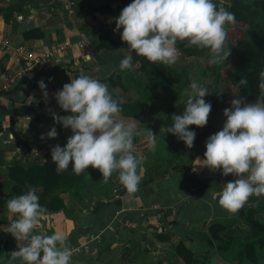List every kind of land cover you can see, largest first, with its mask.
Instances as JSON below:
<instances>
[{
    "label": "crops",
    "instance_id": "0c3cea01",
    "mask_svg": "<svg viewBox=\"0 0 264 264\" xmlns=\"http://www.w3.org/2000/svg\"><path fill=\"white\" fill-rule=\"evenodd\" d=\"M232 1L214 3L229 10ZM124 8L120 0H0V40L11 46L0 44V264H8L9 254L19 250L15 238L4 231L13 219L6 209L7 200L15 197L10 167L43 163L48 151L72 135L52 118L53 112L70 115L53 94L83 72L106 83L114 97H123L108 79L119 73L122 51L128 47L121 40L122 30L115 31V18ZM19 44L45 57L31 72L22 73L16 61L13 47ZM20 72L4 89V74ZM41 80L47 100L39 88ZM53 126L58 138L48 139ZM137 151L141 182L136 192L128 193L116 172L107 183L88 177L78 198L60 194L64 209L46 212L36 232L66 235L74 250L71 264H264V249L251 262L242 248L262 233L240 212L229 215L214 200L222 185L235 177H225L222 171L215 176L199 167L196 160L204 159L206 145L183 164L159 162L156 150L148 155ZM253 219L263 222L264 211ZM217 227L220 231L213 237ZM185 256H191L190 263Z\"/></svg>",
    "mask_w": 264,
    "mask_h": 264
},
{
    "label": "clouds",
    "instance_id": "9594fccd",
    "mask_svg": "<svg viewBox=\"0 0 264 264\" xmlns=\"http://www.w3.org/2000/svg\"><path fill=\"white\" fill-rule=\"evenodd\" d=\"M235 19L234 13L218 8L214 0H133L115 18V31L122 30L121 40L127 44L129 53L120 61L119 68L132 70V53L153 65L173 66L179 58L178 44L209 49L211 64L225 63L231 55V49L225 47L226 25L234 24ZM247 84V78L242 77L237 87ZM258 87L264 97V71L259 73ZM39 88L47 100L49 93L43 80ZM209 94L207 87L190 82L183 113L171 116L167 133L183 141L189 149L196 138L190 126L204 128L208 123L212 105L205 97ZM53 95L58 106L70 113L60 116L53 112L55 124L72 132L64 147L56 145L51 150L57 175L68 171L70 164L76 176L91 166L102 173L104 183L116 172L126 191L136 192L141 182L138 174L141 158L135 154L134 138L141 133L134 123L120 119L122 108L109 86L81 72ZM224 116L227 119L222 130L206 142L204 159L196 161L199 167L213 173L222 171L225 177H235L234 181L222 185L218 194L220 207L235 215L251 197H264V102L247 103L244 97L236 95L231 107L224 110ZM147 132L150 146L154 147L156 135L149 129ZM47 138H58L55 126ZM44 139L42 135L41 140ZM25 187L23 194L6 203L13 219L4 231L15 238L19 249L9 254L8 264L17 261L19 264H71L74 250L66 235L59 231L51 235L36 232L46 209L39 202L38 189L33 185Z\"/></svg>",
    "mask_w": 264,
    "mask_h": 264
},
{
    "label": "trees",
    "instance_id": "16d2710c",
    "mask_svg": "<svg viewBox=\"0 0 264 264\" xmlns=\"http://www.w3.org/2000/svg\"><path fill=\"white\" fill-rule=\"evenodd\" d=\"M132 2L133 0H120L121 5L125 7ZM227 11L234 13L236 18L234 24L227 25L226 27L227 39L225 47L231 49V55L225 63L213 64L210 70L211 73L218 78L222 75L228 76L234 73L235 77L232 86L235 93L244 97L247 102L255 103L262 98L258 85L259 73L264 71V0H233L231 8ZM5 13H9V11H5ZM100 48L101 46L99 45L98 49ZM178 49L179 58L177 63L173 65L176 67L187 58L195 57L200 59L210 55L209 49L201 50L195 47L188 48L184 45L179 46ZM132 56L133 67H135L144 78L135 75L133 77L127 75L128 80H137L136 83L143 86L147 91L167 92L171 89L172 83L180 84L182 80L186 78L184 66L179 67L181 69L177 71L173 66L165 67L163 65H153L146 58L137 56L135 53H132ZM230 65V69H225ZM221 70L223 71L221 72ZM125 72L129 74L128 70H120L117 76L108 79L111 87L113 89L120 88L119 90L121 93L126 87L122 82V76L120 74ZM242 77L247 78L248 84L246 86L237 87V83H239ZM186 85L187 84H185V86ZM114 98H116V96ZM121 98H116L122 108L120 119L139 126L144 111L142 106L136 102L124 101ZM187 98L186 91L180 101L166 107L164 115L162 116V127L167 130L172 123L171 116L173 114L180 115L183 113ZM205 100L212 105V110L208 123L204 128L190 126L189 130L194 131L196 136L204 135L213 129L217 120L216 116L220 111V103L217 96L209 94L205 97ZM139 141L140 136L138 135L134 138L135 154L140 147ZM195 142L196 141H194L193 147L189 149L183 141L171 134L169 137L163 139L160 146L155 150L157 155H159L158 157L164 155L167 164L170 162L172 163V161L183 164L185 161H188L189 158L193 159L200 154L203 146L195 148ZM65 145L66 143L61 145V147ZM205 145L206 144H204V146ZM51 150L47 152L45 160L41 164L32 166L14 165L10 167L8 177L11 184L10 190L15 196L23 194L27 190L25 185H33L38 189L37 194L39 196V202L46 209V212H57L64 209L63 199L60 197V194L69 192L78 198L80 190L88 177H94L98 180H102L103 177L99 170L91 166L86 169L85 173L76 176L72 172L71 164L68 171L61 175H57L56 165L51 160ZM218 174L219 172H215L214 175L218 176ZM247 204L248 207L242 209L240 215L246 222L256 227L262 234L255 241L245 242L242 248L244 250V257L251 262H255L256 254L261 249H264V221L260 222L253 218L259 211H264V197L257 198L253 196L249 199ZM219 231L218 228L216 234L212 233V236H217ZM182 248L181 245L178 247V254L182 253ZM184 260L186 263H190L191 256H185Z\"/></svg>",
    "mask_w": 264,
    "mask_h": 264
},
{
    "label": "rangeland",
    "instance_id": "374dc122",
    "mask_svg": "<svg viewBox=\"0 0 264 264\" xmlns=\"http://www.w3.org/2000/svg\"><path fill=\"white\" fill-rule=\"evenodd\" d=\"M122 52L123 53L125 52V54H123L125 57L129 54L128 51L125 49H123ZM211 59H212L211 55L207 56L206 58H200V59L195 57H190L184 60L183 62H181L180 65H178L177 67L173 66L174 68L177 69V71L181 69L179 67L184 66L186 78L183 79L180 84L172 83L171 89L167 92L147 91L143 86H140V84L136 83L137 80L135 81L128 80L127 75L129 76L131 75L132 77L135 75L144 78V76L141 75L136 70L135 67H133L132 70H128L129 74H126L127 72L120 74L122 76V77L120 76L122 78V82L126 87L125 90L123 91L124 94L121 99L124 101L136 102L140 104L144 110L142 121H140L139 126L135 124L137 131L141 133V135H139L140 147L138 149L140 150L139 151L140 153H145L146 155L150 154L157 147L160 146V143L163 139L171 135L170 133H167V130L161 125L162 116L164 115V111L167 106L175 104L182 99L185 92L188 91V85L190 82H197L201 86L207 87L211 95L218 97L220 103V111L216 116L217 120L215 122L213 129L211 131H208L204 135L196 136L195 138L196 142L194 147L198 148L200 146H204V144H206L208 138L211 135L222 130L223 125L227 119L224 116V110L226 108H230L231 101L234 98H236V95L237 96L239 95L235 93V90L233 89L232 86L234 82L235 74L232 73L229 74L228 76L222 75L219 78L214 76V74H212L210 70V67L213 66V64L209 62ZM230 68L231 65L225 69H230ZM222 71L223 70H221V72ZM185 84L187 85L185 86ZM260 101L264 102V97H262ZM148 129L151 130L156 135L154 147L150 146V143L147 139ZM160 158L162 159L159 162H164L165 160L164 155H161Z\"/></svg>",
    "mask_w": 264,
    "mask_h": 264
},
{
    "label": "built area",
    "instance_id": "2783aa9c",
    "mask_svg": "<svg viewBox=\"0 0 264 264\" xmlns=\"http://www.w3.org/2000/svg\"><path fill=\"white\" fill-rule=\"evenodd\" d=\"M0 44L2 45V47H11L9 46L8 40H0ZM13 48L17 54L16 61L19 62L22 66V73L36 69L44 61L45 57L37 56L36 54L31 52L27 46L23 44L16 45ZM21 72L17 73V75L4 74L3 88L6 89L10 85H12L15 79L20 76Z\"/></svg>",
    "mask_w": 264,
    "mask_h": 264
},
{
    "label": "water",
    "instance_id": "95a60500",
    "mask_svg": "<svg viewBox=\"0 0 264 264\" xmlns=\"http://www.w3.org/2000/svg\"><path fill=\"white\" fill-rule=\"evenodd\" d=\"M218 194H219V193H217V194L214 196V200H215L217 203H218ZM218 204H219V203H218ZM247 206H248V204H246L244 208H246ZM244 208H243V209H244ZM241 211H242V209H241L239 212H241Z\"/></svg>",
    "mask_w": 264,
    "mask_h": 264
}]
</instances>
